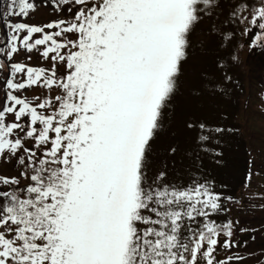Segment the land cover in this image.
<instances>
[{
	"label": "snow or ice",
	"instance_id": "1",
	"mask_svg": "<svg viewBox=\"0 0 264 264\" xmlns=\"http://www.w3.org/2000/svg\"><path fill=\"white\" fill-rule=\"evenodd\" d=\"M225 4L227 24L264 30V0L0 3V264L264 261L233 239L250 229L218 222L233 195L196 176L234 129L187 119L186 143L165 136L188 36ZM41 8L48 22H26ZM212 30L222 45L235 36L224 22ZM236 60L217 57L214 94L227 95ZM178 156L182 180L167 162Z\"/></svg>",
	"mask_w": 264,
	"mask_h": 264
},
{
	"label": "rangeland",
	"instance_id": "2",
	"mask_svg": "<svg viewBox=\"0 0 264 264\" xmlns=\"http://www.w3.org/2000/svg\"><path fill=\"white\" fill-rule=\"evenodd\" d=\"M0 3H4V0H0ZM227 7L225 4L218 18L206 17L188 36V55L181 63L177 90L168 110L165 136L171 142L186 143L183 122L187 119H200L213 126L219 124L234 129L222 135L214 151L203 157L196 176L200 177L201 173L207 176L222 192L230 188L238 191L236 201L227 202L228 219L234 224L239 221L237 229L248 228L250 231L234 230L233 239L241 242L247 240V247L260 256L264 253V41L260 42V47L251 45L255 36L264 30L252 27L247 22L238 26L227 24ZM50 18V12L41 8L26 22L42 24ZM222 22L235 33L234 38L230 42L225 41L224 45L221 44V37L212 30L213 25L218 26ZM246 26L249 31L245 34ZM2 36L3 32H0ZM230 54H235L237 60L234 63L229 61L231 66L228 71L232 79L227 95H216L210 86H205L206 81L220 78L215 67L217 57ZM33 63H36L35 58ZM245 146L247 153L243 149ZM246 158L255 165L252 171L258 173L247 187L238 184L243 176L242 161ZM151 159L157 166L162 162L160 155H153ZM167 162L170 170L174 166V179L186 178L180 156L175 161ZM221 219L220 216L218 222ZM259 264H264V261Z\"/></svg>",
	"mask_w": 264,
	"mask_h": 264
},
{
	"label": "trees",
	"instance_id": "3",
	"mask_svg": "<svg viewBox=\"0 0 264 264\" xmlns=\"http://www.w3.org/2000/svg\"><path fill=\"white\" fill-rule=\"evenodd\" d=\"M242 159H243V157H242ZM244 162V170H242V172L245 174V172H246V170H245V168L247 167V159L245 160V161H243ZM236 165V164H235ZM243 165V164H242ZM244 176L245 175H243L242 177H241V179L239 180V182H238V184H239V186H241V185H244V180H243V178H244ZM233 193H235V190H230V194H232L233 195Z\"/></svg>",
	"mask_w": 264,
	"mask_h": 264
}]
</instances>
